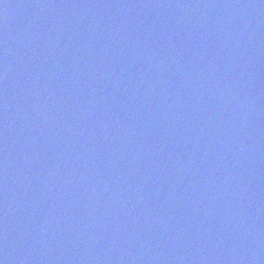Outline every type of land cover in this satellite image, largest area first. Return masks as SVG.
<instances>
[{"label": "water", "instance_id": "water-1", "mask_svg": "<svg viewBox=\"0 0 264 264\" xmlns=\"http://www.w3.org/2000/svg\"><path fill=\"white\" fill-rule=\"evenodd\" d=\"M0 264H264V0H0Z\"/></svg>", "mask_w": 264, "mask_h": 264}]
</instances>
